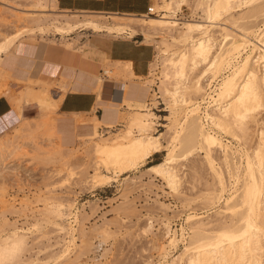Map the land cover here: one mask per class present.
Here are the masks:
<instances>
[{
  "label": "bare ground",
  "instance_id": "obj_1",
  "mask_svg": "<svg viewBox=\"0 0 264 264\" xmlns=\"http://www.w3.org/2000/svg\"><path fill=\"white\" fill-rule=\"evenodd\" d=\"M0 1L11 8L7 10L13 19L10 22L12 31L0 34V80L13 77L24 80L28 85L19 90L17 97H12L13 110L0 120L1 137H6L9 130L15 132L11 131L14 135L11 134V138L0 139V171L8 155L17 149L14 144L19 142L14 139L19 140L24 134L27 136L28 132H25L30 130L20 114L21 101L26 104L35 102L40 110L56 113L66 90H78L89 85L76 78L69 85L63 79L62 67L57 66L52 77L61 79L57 80L58 94L52 93L48 82L46 87L34 89L31 69L28 67L27 76L23 79L20 69L24 64L21 62L26 60L19 58L21 53L30 55L31 47L19 52L17 43L23 38L45 39L47 36L48 42L63 41L60 44L72 51L79 38L84 37L82 46L91 48L90 33L106 36L111 31L114 36V30L106 33L107 30L101 27L111 23L103 25V20L95 18L111 17L116 19L111 21L114 24L111 26L115 27L117 35L132 37L139 32L149 37L145 41L156 44V61L151 62L149 69L151 73L159 71V98H162L168 112L163 120L168 122L165 134H153L155 115L151 108L143 106L149 88L130 82L137 78L131 62L115 61L102 66L105 75L117 78L115 96L108 104L100 100L101 77L95 68L84 55L72 51L75 62L70 69L92 74L91 85L97 93V104L104 105L105 112L101 118L94 116L92 121L63 117L45 119L46 130L51 132L46 137L51 136L49 139H54L55 143L49 145L48 150L46 147L42 152L39 149L43 159L64 166L69 178L76 169L85 170L89 166L93 173L85 176L86 184L105 187L153 155L165 152L164 159L150 166L147 172L159 177L170 193L178 196L184 195L182 184L187 177L184 163L195 155L203 154L201 170L205 168L208 178L196 197L205 206L214 208L227 195L219 206L220 210L214 212L216 216H223L213 222L209 216L189 214L186 217L189 236L183 239L181 228L180 240L175 231L171 233V217L164 216L167 245H158L157 264H264V120L258 118L264 111V0H154V10L162 12L159 16L127 13L105 16L88 11H63L57 10L58 0ZM184 6L190 9L192 20L180 21L176 17ZM74 31L73 37L65 35ZM159 36L163 38L156 40ZM69 76L72 77L73 73ZM5 92L0 89V97ZM125 104L134 109L123 118V128L112 132L111 128L121 118L118 106ZM36 125L34 128L30 125L32 134L29 133L33 138V132L40 128H35L38 122ZM100 125L103 126L102 131L98 129ZM254 125L257 127L256 132L254 130L257 140L248 151L243 146L249 140V132ZM76 142L84 147L85 156L83 161L75 160L73 163L76 150L72 147ZM8 149L12 150L11 153L7 152ZM85 157L90 158L88 163ZM189 170L191 177L199 173L193 167ZM56 183L59 181L50 184L48 193L55 191ZM191 186L196 187L195 183ZM4 194L5 187L1 185L0 196ZM42 201L40 212L50 222L52 232H55V244L59 246L57 253L47 257L57 264H74L77 257L72 260L70 255L76 250L75 235L79 231L83 239L86 236L78 215L74 214L73 202L62 200L58 195L46 196ZM72 218L74 220L70 221ZM4 223L5 220L2 226ZM151 226L149 220L143 228L146 230ZM9 227L7 230L0 227V264L49 262L40 257L39 248L35 250L33 243L29 244L33 237L27 232L28 228L19 227L16 223ZM102 227L92 231L102 237L109 232ZM179 242H183L181 253L170 256L167 247L175 248ZM100 245L101 242L98 248Z\"/></svg>",
  "mask_w": 264,
  "mask_h": 264
},
{
  "label": "rangeland",
  "instance_id": "obj_2",
  "mask_svg": "<svg viewBox=\"0 0 264 264\" xmlns=\"http://www.w3.org/2000/svg\"><path fill=\"white\" fill-rule=\"evenodd\" d=\"M153 3L154 0L151 1L152 8ZM0 8V34L2 35L12 31L10 22L13 19L9 16L7 10L11 9L10 7L0 1ZM2 8H5L6 10ZM57 10H59L58 7ZM176 17L180 19V21H188L194 18L187 6L182 7V10L177 13ZM95 19L103 20V25L106 23L114 25L111 21L116 20L111 17ZM111 25L105 26L104 28L103 26L101 27L102 29L107 30L106 33H108L109 30H114V36L111 34L112 32L109 31V34L103 37H95L97 36L96 33H90V38H119L129 41H141L143 37L145 40L149 39V37H142L141 35L135 36L134 38H132L133 36L128 37L126 34L117 35L118 33L116 32L115 27ZM84 31L85 30L81 31V33ZM75 33V31L66 32L65 35L73 37ZM87 34L89 35V33ZM44 38L46 40L41 39L40 37L31 39L23 38L17 43L16 50L19 52L30 49V47L34 46V43L38 45L41 44V46L43 45L46 50L41 59L34 61H22L21 63L24 64V67L20 69L22 72L21 75L24 79V77L27 76L28 67H30L29 69H31L30 71L35 82L32 84V87L36 90H40L42 89V86L46 87V84L49 83L51 86L48 84V88L50 90L53 89L52 93L57 95L56 92H58V90L56 85L59 83L57 80L61 79L52 77V72H49L48 69L52 66L51 64H59L58 62L62 59V54L66 48L60 44L63 43V41H54L56 43H50L48 42L47 36ZM162 38V36H159L156 40H160ZM84 40V37L81 39L79 38V40L75 43L76 45L74 44V50L72 51H76V53L81 51L83 55L87 57L90 53L86 46H82ZM145 44L151 45V49L154 51L153 61H156V44L154 42L147 41ZM104 65L108 66L110 63L106 62ZM150 70L151 69H149V73L146 77H137L130 82L149 88V93L143 103V106L144 108L147 106L152 109V112L155 115V127L153 128V134L158 136L165 134V126L168 122L163 120L168 116V112L165 111L166 108L162 98H159V71L154 70L151 73ZM115 81H117V78H115L114 75H107V81H104V78L101 77V93L107 90V84L112 86ZM26 86H28L27 82L24 80H17L13 77H8L6 80H0V89L6 91L2 98L6 99L11 108H13L11 103L12 97H17L19 90H22ZM92 90L95 92V89ZM67 92L68 90H66L65 94ZM154 94H156V96ZM29 103L26 104L21 101L19 104L23 122L27 124V127L29 125L30 128L28 127V129H30L29 131L31 134V130L37 122L38 127L35 128L40 127L42 129L39 128L36 129L38 130L37 132L35 131L36 133L33 132L34 138L31 136L29 131H26L25 133L28 132V134H30H27L28 137L23 133L24 136L22 138L19 140L14 139L15 142H19V144H14L17 149L14 148L13 151H9V147L7 150V152L9 151L11 153L12 151V153L11 155H8L6 161L4 162L5 164L2 166V170L0 171V187L1 185L5 187L4 196H0V227L7 230L10 228V224L16 223L19 227L23 226L24 228H28L27 232L30 237H33V241L31 242L30 240L29 244L33 243L32 245L35 250L37 248L41 250L40 257L43 258V260H49L46 264H57L51 261L47 256L51 253H57L59 251V246L55 244V232H52L53 228L51 227L50 222H48L46 220L47 218L40 212L44 204L42 200L49 195H58L62 200H69L73 202L75 208L74 214L78 215L79 224L86 236L83 239L79 231L75 235L76 250H74V253H71L70 255L72 260L77 257L74 264H157L159 260V251L157 249L158 245H167V239L164 236L166 231L164 226V216L168 218L171 217L170 230L171 233H173V231L176 232L178 240L181 239V228L183 229V239H187L189 236V230L186 224V217L189 214H196L197 216L203 217L209 216L213 222L220 218V216H223V214L216 216L214 215V212H218L220 210L219 206L222 205L223 199H225L227 195H225L222 200H220L219 204L217 203L214 208L207 205L205 206L196 197V194L198 196L200 189H203L202 185H204V181L208 178L206 172L204 171L205 168L201 170L203 154L195 155L192 159H190V161L184 163L186 165L183 168L185 169L184 174H187L184 184H182V192L184 195H173L159 177L147 172L150 166L155 165L164 159L166 155L165 152L153 155L144 161L143 164H139L136 168L124 173V175L118 176L116 180L112 181L105 187H91L90 184H86V177L93 173V168L89 166L85 170L76 169L75 174L69 178L68 171L64 166H59V163H57V165L56 163L47 162L43 159V154H40L41 150L44 151L45 147L46 150H48V148L51 147L49 145L54 142V139H52V141L49 139L52 138L51 136L46 137V135H51V132L46 130V126L48 127V125H46L45 119L47 121V119L50 118L56 119L63 117L92 121V118L95 116L94 111L92 116L81 113L63 114L59 110L56 113H51L37 108L35 102ZM118 107V114L121 118L120 122H117L111 128L112 132L123 128L125 125L123 118L127 117L130 110L134 109L129 108L126 104ZM258 116V118L264 120V111H261ZM41 119L44 120V122ZM39 122H41V124ZM30 125H33L32 128ZM102 127L103 126L101 125L99 126V131H102ZM255 127L251 126V131L248 136L249 140L247 138L248 141H246V144L243 146L245 149H248V151L252 150L254 143L256 142L255 140H257L256 133H254V130L256 132L257 127L256 129ZM34 130L35 129H33V131ZM44 130L46 134L44 133ZM11 131L12 130L8 131L6 137L0 136V139L3 140L9 136L12 137L15 132L12 131V133ZM39 132H42L41 135ZM24 137L29 141H27ZM30 141L35 142L31 143ZM161 142L165 145L164 139H161ZM33 144L36 145L33 146ZM232 144L237 147V144L234 141ZM36 146L38 148H35ZM72 148L76 150L75 157L72 159V162L75 163V160L78 162L83 161L85 150L84 147L80 145V142H76ZM11 149L13 148L11 147ZM238 149H240V147ZM85 160L88 163L90 158L85 157ZM189 167H193L199 171L197 174L198 177L197 175H195L196 177L192 175L193 179H190L191 173ZM194 177L197 180H195ZM55 181H59V183H56L55 185V191L53 193H48L47 190L51 187L50 184ZM76 181L81 182L73 185ZM196 181H200L201 184L200 182L197 184ZM60 182L62 186L64 185L63 187L60 186ZM194 183L196 187H190V185ZM68 184H70V186ZM186 199L189 201L190 199H193V201L188 202ZM4 220L6 223L2 226ZM73 220L74 219L72 218L70 221ZM149 220L151 221L152 226L151 228L144 230L143 227L146 226V223H148ZM102 225L105 226L102 227ZM100 227L105 229L107 228L109 231L108 234L98 237L95 232L92 231L94 228ZM75 228H77V226ZM47 232L50 233L47 234ZM100 242L101 245L100 248H98ZM185 242L186 240L184 243ZM49 244L52 246H49ZM182 249L183 242H179L175 248L168 246L166 251L170 253V256L175 257L181 253ZM63 264L73 263L68 262Z\"/></svg>",
  "mask_w": 264,
  "mask_h": 264
},
{
  "label": "crops",
  "instance_id": "obj_3",
  "mask_svg": "<svg viewBox=\"0 0 264 264\" xmlns=\"http://www.w3.org/2000/svg\"><path fill=\"white\" fill-rule=\"evenodd\" d=\"M151 1L152 0H58L57 7L59 10L63 11H88L101 13L105 16L120 13L141 15L145 14L147 7L151 5ZM138 35L144 36L142 33L137 32L132 38ZM89 40L91 42V48H87L90 54L85 59L95 68V71L99 73L98 76L104 78V81H107V75L103 73L102 66H104L106 62L110 64L115 61L131 62L135 76L146 77L148 75L150 64L154 59V51L151 49V45L145 44L146 41L144 37L141 41H129L119 38H90ZM45 51L43 46L34 43V46L31 47L30 55L21 53L19 58L27 61H34L41 59ZM79 53L80 56L83 55L81 51ZM73 54L74 52L65 49L62 54V59L58 62L59 64H51L52 66L49 67L48 71L53 72L55 67L61 66L62 76L66 83L70 85L74 83L73 79L76 78L81 79L85 83L88 82L89 85L78 90H68L60 103L59 111L63 114L81 113L91 116L94 111L95 116L101 118L105 112L104 105L97 104V93L92 90L94 86L91 85V78H93L92 74L89 72V74L85 73L81 70L70 69V66L75 62ZM70 73H73L72 77L69 76ZM31 75L32 74H30V76ZM114 96L115 84L112 86L107 84V90L100 94V100L109 103L113 101ZM12 109L8 101L0 97V120L9 115Z\"/></svg>",
  "mask_w": 264,
  "mask_h": 264
},
{
  "label": "built area",
  "instance_id": "obj_4",
  "mask_svg": "<svg viewBox=\"0 0 264 264\" xmlns=\"http://www.w3.org/2000/svg\"><path fill=\"white\" fill-rule=\"evenodd\" d=\"M161 13L162 12H158L154 10L151 5L147 7L146 12H145L146 15H151V16H159V14Z\"/></svg>",
  "mask_w": 264,
  "mask_h": 264
}]
</instances>
